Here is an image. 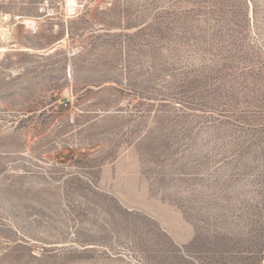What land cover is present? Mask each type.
<instances>
[{"label":"rangeland","instance_id":"374dc122","mask_svg":"<svg viewBox=\"0 0 264 264\" xmlns=\"http://www.w3.org/2000/svg\"><path fill=\"white\" fill-rule=\"evenodd\" d=\"M0 264H264V0H0Z\"/></svg>","mask_w":264,"mask_h":264}]
</instances>
